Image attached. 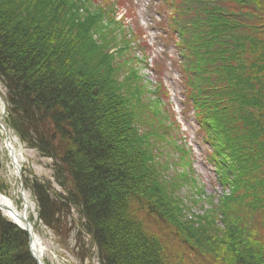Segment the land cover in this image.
<instances>
[{
	"label": "trees",
	"instance_id": "obj_1",
	"mask_svg": "<svg viewBox=\"0 0 264 264\" xmlns=\"http://www.w3.org/2000/svg\"><path fill=\"white\" fill-rule=\"evenodd\" d=\"M95 1L0 0L6 125L51 158L55 179L71 188L57 200L26 181L40 220L65 245L77 208L102 264H264V0H159L156 10L175 48L182 112L193 113L229 192L217 203L208 197L199 223L185 213L179 186L204 192L187 169L169 176L175 163L159 149L172 139L190 152L171 138L180 125L162 106L166 68L157 66L144 100L137 71L105 36L121 23L114 10L124 0ZM0 264H37L27 233L1 210Z\"/></svg>",
	"mask_w": 264,
	"mask_h": 264
},
{
	"label": "rangeland",
	"instance_id": "obj_2",
	"mask_svg": "<svg viewBox=\"0 0 264 264\" xmlns=\"http://www.w3.org/2000/svg\"><path fill=\"white\" fill-rule=\"evenodd\" d=\"M109 1L113 3L119 2V0ZM95 2L94 5H98L101 0H96ZM158 7L159 0H124L121 5L115 4L116 22L120 21L121 23L112 27V31L108 28L106 30L108 36H105L113 38V44L116 45V48L110 51L112 54L118 53V50L123 51L118 57V61H127L128 68L131 67L137 71V76L139 77L137 84L145 87L146 91L143 97L144 100L151 97L149 93L154 89L159 79V67L157 66H164L166 68L167 72L161 81L167 93V98L162 100V106L167 113L173 114L177 123L180 125L179 132L175 131L176 129L170 132L171 138H173V141L179 147H184V149L190 150V152L186 156L182 150L172 144V139L170 142H166L163 148L160 144L159 149L160 151L163 150L164 159L175 163L170 168L169 176L183 174L187 169L191 174V178L195 180L196 185L204 192L205 196L199 198L196 196L194 188L190 185H184V188L179 186L180 196L185 199L186 205L183 208L185 213L189 216L190 221L199 223L198 219L205 215L203 214L205 209H209V204H207L208 197H211L217 203L219 198L225 194L226 188L221 183L215 168L208 160L209 149L203 144V135L199 132L197 123L193 118V113H190L188 118H186L182 112L185 99L181 95V91L183 90L180 83L181 78L178 71L173 68L174 63L171 61L176 59L177 56L174 47L170 46L167 48V38L162 35V26L164 24H161V21L163 22V20L156 12ZM105 21H103V24H106ZM134 36L136 40L133 39ZM94 39L100 42L98 36H94ZM122 41H132L130 42L131 50L122 49ZM165 51L169 57L166 64L160 61L163 59L162 56ZM6 95V86L1 79L0 97L4 102ZM3 110L8 115V105H2V102H0V187L5 195L15 201L16 206L22 213L27 210V204L24 200L25 194L28 196L29 203L31 205L33 204L34 212L29 211V215L31 216L32 222L35 223L36 230L42 242L49 247L45 263L102 264L99 260L97 245L91 240V236L86 231V228H82L86 220H83L77 208H70L69 216L72 222L71 226L74 230H71L73 233L72 237L70 236V239L69 237L67 238L65 245L60 242V238L55 235L54 231L47 228L40 220L37 197L32 191V188H28L25 185L27 183L29 185H44L45 190L49 189V196L52 199L57 198V200L60 199L59 196H62L63 199L67 197L68 191L71 189L67 187H70V185L67 184L65 187H62L60 182L55 179L57 167L51 158L45 157L37 149L31 148L27 143L24 144L21 142L19 137L8 128L6 119H3ZM6 130H10L9 139H12V136L18 139L17 147L24 154V159L18 163L19 170L11 162L10 152L6 145ZM186 163L190 164V168L186 166ZM26 181L28 182L26 183ZM23 187L25 189L24 194L21 193ZM226 193H229L228 189H226ZM192 197H195L199 202L192 200ZM206 215L209 221L213 224H218L209 214ZM78 232L82 233V238L85 241L84 248H80L79 250L75 249V238L78 237ZM28 239L29 252L32 256L29 235ZM79 255L83 256V260Z\"/></svg>",
	"mask_w": 264,
	"mask_h": 264
},
{
	"label": "bare ground",
	"instance_id": "obj_3",
	"mask_svg": "<svg viewBox=\"0 0 264 264\" xmlns=\"http://www.w3.org/2000/svg\"><path fill=\"white\" fill-rule=\"evenodd\" d=\"M18 142V139L14 136H12V139H9L10 145L8 149L10 150V154L14 159L11 161L12 164H15V161L18 164L24 159V154L22 153L21 149L17 147ZM24 200L27 204V210L22 213L20 209L16 206V203L12 198L8 197L0 191V206L3 208L5 215L20 227H26L28 230H30L32 234L30 248L33 254L36 255L39 260L42 261L43 264H46L45 261L47 253L49 252V247L47 245H44L39 233L36 230L35 223L32 222L31 216L29 215V211L34 212V206L33 204L31 205V203H29L28 196L26 194L24 196ZM34 217L36 218V216ZM84 242V238L79 236V238L76 239L75 249L79 250L80 248H82Z\"/></svg>",
	"mask_w": 264,
	"mask_h": 264
},
{
	"label": "water",
	"instance_id": "obj_4",
	"mask_svg": "<svg viewBox=\"0 0 264 264\" xmlns=\"http://www.w3.org/2000/svg\"><path fill=\"white\" fill-rule=\"evenodd\" d=\"M0 101L6 106V104H5V102H4V100L0 97ZM5 118V115H3V119ZM9 134H10V132H9V130H6V145H7V147L9 148ZM10 149H11V147H10ZM9 150V149H8ZM9 152H10V150H9ZM10 156H11V154H10ZM12 160H14L13 159V157L11 156V161ZM15 167H16V169L17 170H19V168H18V164L16 163V161H15V164H13ZM19 173V172H18ZM24 187L21 189V193L22 194H24ZM0 209L3 211V208L0 206ZM4 212V211H3ZM29 224V223H28ZM20 227V226H19ZM22 230H24V231H26L27 233H28V235H29V237H30V243H31V241H32V234H31V232H30V230H28L26 227H20ZM32 251V250H31ZM32 256L34 257V259L37 261V263L38 264H43L42 263V261H40L39 260V258L36 256V255H34L33 254V252H32Z\"/></svg>",
	"mask_w": 264,
	"mask_h": 264
}]
</instances>
